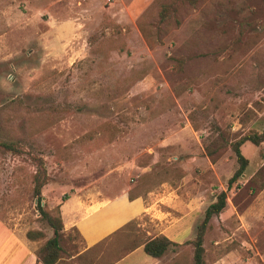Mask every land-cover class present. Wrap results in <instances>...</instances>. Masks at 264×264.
I'll use <instances>...</instances> for the list:
<instances>
[{
  "label": "rangeland",
  "instance_id": "374dc122",
  "mask_svg": "<svg viewBox=\"0 0 264 264\" xmlns=\"http://www.w3.org/2000/svg\"><path fill=\"white\" fill-rule=\"evenodd\" d=\"M164 5L173 13L161 21ZM263 127L264 0H0V141L20 150H0V264H35L52 237L30 156L43 160L52 216L75 190L154 192L159 220L182 217L171 228L186 231L157 264H193L203 212L225 192L202 264H264V141L240 145L247 164L226 187L233 144ZM138 222L124 247L147 240L151 222ZM58 245L56 264H90L69 259L81 250L74 231L62 226Z\"/></svg>",
  "mask_w": 264,
  "mask_h": 264
},
{
  "label": "crops",
  "instance_id": "0c3cea01",
  "mask_svg": "<svg viewBox=\"0 0 264 264\" xmlns=\"http://www.w3.org/2000/svg\"><path fill=\"white\" fill-rule=\"evenodd\" d=\"M129 196L130 194L124 191L113 197L102 198L84 191L79 193L78 190L62 196L58 209L63 229H74L81 245V250L70 256V260L81 256L90 258V264L99 263L101 255L109 257L112 251L120 249L119 255H124L112 264H157L158 259L143 253V243L131 250L128 245L124 247L126 241L124 242L123 235L126 227L136 222V226H144L145 223L138 222L142 217L149 218L151 222L150 229L144 231L147 239L164 236L173 243L186 240L183 235L186 234L185 230L177 233L171 228L173 223L182 224V217L174 219L170 225H165L159 220L162 213L157 209V195L154 192L149 191L144 196Z\"/></svg>",
  "mask_w": 264,
  "mask_h": 264
},
{
  "label": "trees",
  "instance_id": "16d2710c",
  "mask_svg": "<svg viewBox=\"0 0 264 264\" xmlns=\"http://www.w3.org/2000/svg\"><path fill=\"white\" fill-rule=\"evenodd\" d=\"M188 4L192 5L196 2V0H183ZM173 7L169 5H164L161 7V11L159 13V17L161 21H165L168 16L173 13L171 10ZM264 141V127L262 128L261 133H248L241 137L237 142H235L232 146L233 152L235 154L237 169L234 171L232 176L227 181V188L231 187V184L234 183L238 177L242 174L246 167V159L243 158L239 151L240 145L245 142H249L252 145H258L259 143ZM0 150L9 153H20V150L12 144L8 142L0 141ZM33 162L35 172L32 176V191L35 197V208L37 210L40 218L47 223V225L52 230V237L46 240L36 251L35 253V262L38 264H56L60 259V247L58 245V240L62 233V222L59 216V209L56 208V216H52V214L43 208L41 205V196L40 190L43 185H45L48 181V175L46 174L43 160L39 157L30 156ZM131 196H129L130 198ZM225 206V192H220L215 201L209 204L204 212L201 223L196 228L195 238L192 242L193 245V264H202L201 255H202V236L205 233L206 226L208 221L212 216L218 215L221 210ZM76 233L74 229H72ZM43 234L39 231H29L26 233V238L28 240H33L36 238H42ZM175 245V243L171 242L164 236H156L154 238L147 239L142 246L143 253L150 258H160L168 249L169 246ZM136 247L129 246L128 249H133ZM124 254H116L111 257H102L99 261L101 264H112L113 262L118 261ZM104 262V263H103Z\"/></svg>",
  "mask_w": 264,
  "mask_h": 264
}]
</instances>
